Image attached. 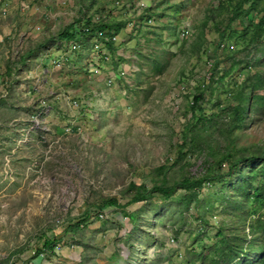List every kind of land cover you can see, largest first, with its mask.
<instances>
[{
  "label": "rangeland",
  "instance_id": "374dc122",
  "mask_svg": "<svg viewBox=\"0 0 264 264\" xmlns=\"http://www.w3.org/2000/svg\"><path fill=\"white\" fill-rule=\"evenodd\" d=\"M236 1L0 0V264H224L220 232L249 245L264 208L233 213L221 184L189 206L183 190L128 205L132 184L200 180L227 172L228 155H264V113L232 132L222 115L201 133L208 145H188L196 97L211 116L264 75V44L241 37L258 14L231 22ZM89 19L122 28L75 53L58 45ZM109 199L120 207L101 212Z\"/></svg>",
  "mask_w": 264,
  "mask_h": 264
},
{
  "label": "trees",
  "instance_id": "16d2710c",
  "mask_svg": "<svg viewBox=\"0 0 264 264\" xmlns=\"http://www.w3.org/2000/svg\"><path fill=\"white\" fill-rule=\"evenodd\" d=\"M233 16L231 22L237 19H243L251 13H257V20H251L244 26L241 32V37L249 43L250 46L258 48L264 44V0H237L233 4ZM246 6L249 8L247 9ZM122 24L108 25L98 22L95 24L92 19H89L80 31H77L74 26H70L65 29L64 32L59 34L58 40L62 42H72L81 40L87 36L96 35L99 31H108L110 34L115 31H120ZM57 41V40H56ZM54 41V43L56 42ZM111 43L108 42L107 46L112 49ZM42 46L40 49H43ZM37 57V54L29 53L28 58H23V62L26 59ZM262 58H264V49L262 50ZM254 62V61H253ZM257 62V60H256ZM245 62H234L230 68V73L234 71L238 66H242ZM228 75V74H227ZM227 75L221 78L224 81ZM235 104H230L224 110H221L217 114L208 116L205 114V108L201 103L204 101V96H198L195 98L194 104L191 107V111L197 119V124L194 131L191 133L190 145L194 148L203 147L208 145V141L202 137V132L209 127H220V117L225 115L229 119L228 127L230 132L236 129H243L246 127V122L252 120L256 115L264 113V75L257 74L248 78L241 89L235 93ZM200 112V116L197 113ZM199 127V129L197 128ZM216 130V129H215ZM187 140H185V144ZM227 162L229 167L227 172H219L217 175H208L200 180H192L185 178L173 185H169L166 180L155 185L153 188H148L145 185L138 186L132 184L130 186L131 191H134V197L128 203V205L138 204L151 200L154 195L158 194L160 198L165 201L171 200L178 190H183L190 195L185 198L184 204L188 206L199 199L202 189L207 183L209 184H221L223 189L218 192V195L227 199V208L231 209L233 213H245L251 212L256 215L258 212L256 208L258 206L261 209L264 208V155H250L237 157L234 154L226 156L223 160L218 161L219 167ZM159 171L166 175L167 170L165 167L159 168ZM229 192L231 197L227 198ZM225 195V196H224ZM253 204V208L248 211V204ZM255 206V208H254ZM110 207H120L119 202L116 199H109L103 202L99 206L100 211L104 212ZM255 209V210H254ZM254 210V211H253ZM239 215V214H238ZM84 218L81 222H78L73 227H70V231L78 232L81 225L86 223ZM250 231L254 238L248 243L247 236H226L223 232H220L222 239L216 245V251L220 260L225 262L224 264H264V222L260 219L255 222V225L250 224ZM53 244L49 241L45 242L44 248L50 249Z\"/></svg>",
  "mask_w": 264,
  "mask_h": 264
},
{
  "label": "built area",
  "instance_id": "2783aa9c",
  "mask_svg": "<svg viewBox=\"0 0 264 264\" xmlns=\"http://www.w3.org/2000/svg\"><path fill=\"white\" fill-rule=\"evenodd\" d=\"M109 32L108 31H99L97 32V35L100 37V38H104L106 36H108ZM59 46L63 47V48H68V50L71 52V53H75L76 51L79 50L80 48V45L77 41H72V42H62L60 41L58 43ZM101 218L104 217V215H101L100 216Z\"/></svg>",
  "mask_w": 264,
  "mask_h": 264
}]
</instances>
